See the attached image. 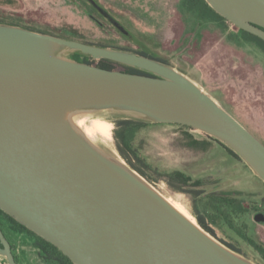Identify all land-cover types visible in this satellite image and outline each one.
Returning a JSON list of instances; mask_svg holds the SVG:
<instances>
[{
  "label": "water",
  "instance_id": "obj_1",
  "mask_svg": "<svg viewBox=\"0 0 264 264\" xmlns=\"http://www.w3.org/2000/svg\"><path fill=\"white\" fill-rule=\"evenodd\" d=\"M121 34L130 32L86 0ZM264 41V0H204ZM106 59L150 75L63 57ZM187 126L234 152L264 183V145L174 68L135 53L0 23V210L72 264H253L176 211L71 122L81 112ZM256 222L264 225V212ZM0 256L18 264L0 227Z\"/></svg>",
  "mask_w": 264,
  "mask_h": 264
},
{
  "label": "rangeland",
  "instance_id": "obj_2",
  "mask_svg": "<svg viewBox=\"0 0 264 264\" xmlns=\"http://www.w3.org/2000/svg\"><path fill=\"white\" fill-rule=\"evenodd\" d=\"M96 1L135 41L125 39L81 0H0V14L3 18L56 33L70 26L81 31L87 41L110 49L135 51L142 45L148 54L191 79L225 109H230L236 119L264 143V55L241 40L237 27L228 22L199 20L184 10L183 0ZM63 57L72 58L73 52ZM107 116L110 123L116 118H132L113 113ZM114 130L112 123L110 150L132 170L117 151ZM190 139L200 145H191ZM98 142L102 143L100 139ZM132 142L144 162L148 178L132 171L164 198L181 205L197 226L214 237L199 225L197 213L215 232V240L231 244L253 264H264L260 254L242 237L264 248V225L255 220L258 212L264 210V183L244 162L231 157L222 145L203 133L176 124L149 122L135 132ZM174 172L181 173L188 181L183 183V179L170 178ZM167 179L182 191L172 189ZM197 182L201 185L193 187ZM199 191L202 194L197 196ZM223 191L238 192L237 198L245 208L238 215L231 214L230 226L211 216L208 196ZM5 226L16 256L19 257V247L29 252L24 264H45L32 247L35 239L31 234L14 235ZM0 264H8L3 256H0Z\"/></svg>",
  "mask_w": 264,
  "mask_h": 264
},
{
  "label": "trees",
  "instance_id": "obj_3",
  "mask_svg": "<svg viewBox=\"0 0 264 264\" xmlns=\"http://www.w3.org/2000/svg\"><path fill=\"white\" fill-rule=\"evenodd\" d=\"M85 5H87L88 8L90 6L86 4L85 1L81 0ZM182 7L184 10L188 13H192L197 19L199 20H209L212 22H218L220 24H226L227 21L217 14L212 8L208 6V4L204 0H183L181 3ZM0 23H5L9 25H14V26H20L32 31L44 33V34H51L60 38L64 39H69V40H74L78 42H82L85 44L89 45H94L98 47H105L109 48V46H106L104 44H99V43H93L90 41H87L84 39V34L81 33V31L67 26L63 28L62 33H56L50 30L45 29L44 27H35V26H30L22 23L20 20H13V19H7L3 18L2 15L0 14ZM115 29V28H114ZM239 31V36L241 40H243L246 43H250L251 45L255 46L263 55H264V41L261 40L260 38L249 34L241 29H238ZM122 36L129 41H135L134 37L132 36L131 38L126 37L122 34ZM140 49L132 51L126 48H118V47H112L115 50H121V51H126L130 53H135L137 55L156 60L160 63L166 64L164 61H161L150 54L147 53V51L144 49L142 45H138ZM73 59L77 62H82L88 65H93L97 66L103 69H108V70H119V71H124L127 73H132V74H141V75H150L149 73L137 69V68H131L128 66H124L121 64H118L116 62L106 60V59H99V60H94L92 57L87 56V55H81L79 53L73 54ZM235 119L236 117L233 115L230 109H226ZM112 123L115 126L114 130V138L116 140V148L118 150V153L120 156L128 163V165L138 172L142 177L148 178L144 172V162L141 159V157L138 154V149L134 146L132 142V138L137 130H139L142 127H145L149 125V122H144L141 120L133 119V118H116L112 120ZM242 124V123H241ZM243 125V124H242ZM182 128H187L191 129L187 126L183 125H178ZM244 126V125H243ZM245 127V126H244ZM249 132H251L247 127H245ZM192 130V129H191ZM252 133V132H251ZM253 134V133H252ZM205 135V134H204ZM254 135V134H253ZM206 136V135H205ZM256 137V135H254ZM207 138L213 140L216 143H219L224 147V149L233 157L234 159L241 161L242 160L234 153L232 152L229 148L218 142L217 140L206 136ZM191 140V139H190ZM259 141L264 145V143L259 139ZM191 145H200L198 142L191 140L190 141ZM243 163V162H242ZM244 164V163H243ZM245 167H247L244 164ZM170 178H175L178 180H182L183 183L188 181L187 177H184L181 173L179 172H174L170 176ZM168 185L178 191H182L181 188L178 186H174L173 183H171L170 180H166ZM201 185L200 182H197L193 187H199ZM202 194L201 191L197 192V196H200ZM239 195L238 192H233V191H223L219 193H210L208 198L211 200L210 204V211H211V216L214 218L216 217L218 220L222 221L226 225H231L230 221V216L231 214L238 215L239 213H242L245 211V208L242 205V201L237 198ZM196 218L199 223V225L205 229L207 232H209L211 235L216 237L215 232L204 223L201 217L196 213ZM5 225H7L8 230L14 234V235H21L23 233H29L34 237V242L32 243V246L36 249L38 257L45 263V264H72L70 260L62 254L61 251H59L56 247H54L52 244L46 242L42 238L38 237L28 229H26L24 226L20 225L17 223L13 218L5 214L0 210V227L2 229V232L4 233L5 237L9 241L7 234L5 232ZM243 239H245L256 251L257 253L260 254V256L264 259V248L254 242L252 239L245 237L244 235L242 236ZM10 242V241H9ZM224 245H226L228 248L231 250L241 254V252L232 246L231 244L225 243L224 241L220 240ZM11 245V242H10ZM12 247V245H11ZM12 252L14 255V258L17 263H19L18 257L14 253V250L12 248Z\"/></svg>",
  "mask_w": 264,
  "mask_h": 264
},
{
  "label": "bare ground",
  "instance_id": "obj_4",
  "mask_svg": "<svg viewBox=\"0 0 264 264\" xmlns=\"http://www.w3.org/2000/svg\"><path fill=\"white\" fill-rule=\"evenodd\" d=\"M103 116L102 113H93L91 111L77 113L70 117L73 125L82 132L85 137L94 144H98L101 150L111 159L115 160L119 164L123 165V162L110 150V142L112 140V123L100 119ZM90 118H93L89 120ZM89 120V121H88ZM114 129V128H113ZM98 139L102 141L98 142ZM118 151V150H117ZM176 211H178L183 217H185L192 224L196 225L195 220L189 215V213L177 202L171 201V199L164 198ZM197 226V225H196Z\"/></svg>",
  "mask_w": 264,
  "mask_h": 264
},
{
  "label": "flooded vegetation",
  "instance_id": "obj_5",
  "mask_svg": "<svg viewBox=\"0 0 264 264\" xmlns=\"http://www.w3.org/2000/svg\"><path fill=\"white\" fill-rule=\"evenodd\" d=\"M83 1H85L86 2V4H88L89 6H90V10H91V12H93V13H95L98 17H99V19H101L102 21H105V22H107L108 24H110L109 22H108V20L106 19V18H104L96 9H94L86 0H83ZM96 1V0H95ZM96 3H98L97 1H96ZM99 4V3H98ZM101 6V5H100ZM102 7V6H101ZM92 16V18L95 20V21H97V22H99V24L101 23L100 21H99V19H97V17L96 16H94V15H91ZM111 26H112V24H110ZM113 27V26H112ZM113 28H115V27H113ZM115 30L116 31H118L116 28H115ZM119 32V31H118ZM264 212V210L263 211H260V212H258V213H263Z\"/></svg>",
  "mask_w": 264,
  "mask_h": 264
},
{
  "label": "crops",
  "instance_id": "obj_6",
  "mask_svg": "<svg viewBox=\"0 0 264 264\" xmlns=\"http://www.w3.org/2000/svg\"><path fill=\"white\" fill-rule=\"evenodd\" d=\"M28 244H29V242H28ZM33 249H35V248L33 247ZM18 251L20 252L19 257H18V260H19L18 264L26 263L28 261V253L29 252L27 250H25V248H23V247H21V250H20V247H19ZM35 251H36V249H35ZM36 255H37V251H36ZM37 257H38V255H37Z\"/></svg>",
  "mask_w": 264,
  "mask_h": 264
}]
</instances>
